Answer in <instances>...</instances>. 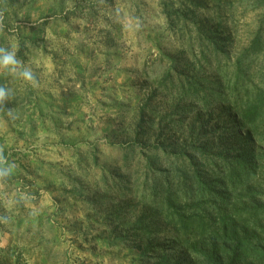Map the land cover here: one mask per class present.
<instances>
[{
	"label": "rangeland",
	"instance_id": "rangeland-1",
	"mask_svg": "<svg viewBox=\"0 0 264 264\" xmlns=\"http://www.w3.org/2000/svg\"><path fill=\"white\" fill-rule=\"evenodd\" d=\"M213 19L222 20L221 37L238 53L264 24V3L0 0V47L16 48L39 80L33 87L0 71V85L13 94L6 104L18 117L0 126V145L16 164L0 181V215L10 217L0 224V264L183 260L185 252L165 231L141 234V209L112 218L121 202L95 207L92 201L101 167L120 164L123 148L138 138L140 145L172 147L171 153L192 143L222 150L243 140L224 109L180 116L188 104L179 92L158 89L182 59L195 61ZM257 142L254 149L264 151V125ZM137 237L168 250L143 256Z\"/></svg>",
	"mask_w": 264,
	"mask_h": 264
},
{
	"label": "trees",
	"instance_id": "trees-1",
	"mask_svg": "<svg viewBox=\"0 0 264 264\" xmlns=\"http://www.w3.org/2000/svg\"><path fill=\"white\" fill-rule=\"evenodd\" d=\"M213 22L195 61L182 59L158 89L179 92L188 104L180 116L200 107L224 109L241 143L222 150L192 143L171 153L172 147L140 145L138 138L123 148L120 164L101 167L102 185L95 188V207L121 202L112 218L141 209L144 237L160 228L185 252L177 262L157 255L156 264H264V151L254 149L264 125V24L237 53L221 37L222 20ZM137 238L143 256L168 250Z\"/></svg>",
	"mask_w": 264,
	"mask_h": 264
},
{
	"label": "clouds",
	"instance_id": "clouds-1",
	"mask_svg": "<svg viewBox=\"0 0 264 264\" xmlns=\"http://www.w3.org/2000/svg\"><path fill=\"white\" fill-rule=\"evenodd\" d=\"M0 71H6L11 75L17 76L33 87L39 86L37 74L33 71L32 67L28 66L24 60L18 57L17 50L14 47H0ZM12 95L11 89L0 85V126H4L8 121L18 118L16 109L8 107L6 104V101H12ZM15 168V162L10 161L6 157L4 146L0 145V181L8 180ZM9 223V216L0 215V224L8 225Z\"/></svg>",
	"mask_w": 264,
	"mask_h": 264
},
{
	"label": "crops",
	"instance_id": "crops-1",
	"mask_svg": "<svg viewBox=\"0 0 264 264\" xmlns=\"http://www.w3.org/2000/svg\"><path fill=\"white\" fill-rule=\"evenodd\" d=\"M33 105L35 106L36 105V101H32Z\"/></svg>",
	"mask_w": 264,
	"mask_h": 264
}]
</instances>
